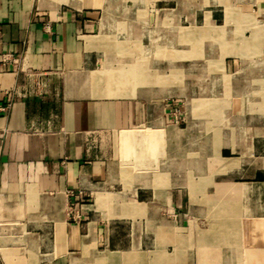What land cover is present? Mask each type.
Masks as SVG:
<instances>
[{"label": "crops", "instance_id": "crops-1", "mask_svg": "<svg viewBox=\"0 0 264 264\" xmlns=\"http://www.w3.org/2000/svg\"><path fill=\"white\" fill-rule=\"evenodd\" d=\"M0 264H264V0H0Z\"/></svg>", "mask_w": 264, "mask_h": 264}, {"label": "built area", "instance_id": "built-area-1", "mask_svg": "<svg viewBox=\"0 0 264 264\" xmlns=\"http://www.w3.org/2000/svg\"><path fill=\"white\" fill-rule=\"evenodd\" d=\"M68 195L70 197H75L77 193L74 190H69ZM85 205V201H76L70 204L69 214L72 220H80L81 219V209Z\"/></svg>", "mask_w": 264, "mask_h": 264}, {"label": "rangeland", "instance_id": "rangeland-1", "mask_svg": "<svg viewBox=\"0 0 264 264\" xmlns=\"http://www.w3.org/2000/svg\"><path fill=\"white\" fill-rule=\"evenodd\" d=\"M226 54H230V53L226 52Z\"/></svg>", "mask_w": 264, "mask_h": 264}]
</instances>
